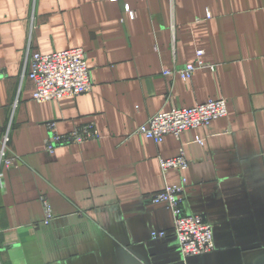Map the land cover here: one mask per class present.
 <instances>
[{"label":"crops","instance_id":"obj_1","mask_svg":"<svg viewBox=\"0 0 264 264\" xmlns=\"http://www.w3.org/2000/svg\"><path fill=\"white\" fill-rule=\"evenodd\" d=\"M76 48L91 91L34 102L30 56ZM197 59L214 69L163 75ZM216 100L227 116L207 126L160 144L133 134ZM48 124L97 137L48 154ZM5 135L0 264H264V0H0V146ZM181 149L187 169L163 175ZM183 181V211L211 225L214 250L181 260L172 237L151 240L173 229L151 197Z\"/></svg>","mask_w":264,"mask_h":264},{"label":"built area","instance_id":"obj_2","mask_svg":"<svg viewBox=\"0 0 264 264\" xmlns=\"http://www.w3.org/2000/svg\"><path fill=\"white\" fill-rule=\"evenodd\" d=\"M129 12L128 7H125ZM197 53V57L201 56ZM30 73L28 77L34 85L32 99L36 103L57 101L63 98L77 97L92 89L90 71L86 62V54L82 49H69L51 54H33L30 56ZM213 66L197 59L196 63L176 66L163 72L164 76H178L189 80L195 71ZM227 116V106L224 100L209 101L193 108H174L160 111L150 117L133 134L160 144L165 136L179 137L183 132L207 126L212 121ZM49 134L45 140V152L54 154L62 146L78 145L97 137L91 128L74 130L69 134H58L53 124L47 125ZM202 144L201 139H197ZM9 143L7 135L3 136L0 146V164L10 168L15 160L7 156ZM160 170L166 174L171 169L184 171L187 160L183 149L172 159H160ZM185 181L179 186H166L161 192L151 197L152 204H164L171 212L173 220L172 232L154 233L152 241L165 240L172 237L176 246V255L184 260L188 257L199 256L214 250L212 228L201 217L185 214L183 211ZM45 220L47 224L52 219L48 204L44 201Z\"/></svg>","mask_w":264,"mask_h":264}]
</instances>
